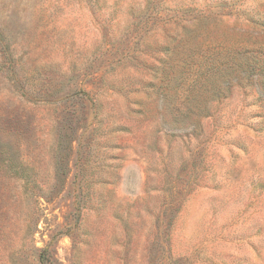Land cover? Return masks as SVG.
Here are the masks:
<instances>
[{
    "label": "rangeland",
    "instance_id": "obj_1",
    "mask_svg": "<svg viewBox=\"0 0 264 264\" xmlns=\"http://www.w3.org/2000/svg\"><path fill=\"white\" fill-rule=\"evenodd\" d=\"M0 264H264V0H0Z\"/></svg>",
    "mask_w": 264,
    "mask_h": 264
}]
</instances>
